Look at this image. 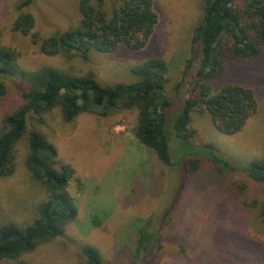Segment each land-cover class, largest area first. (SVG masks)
Masks as SVG:
<instances>
[{
    "label": "rangeland",
    "instance_id": "obj_1",
    "mask_svg": "<svg viewBox=\"0 0 264 264\" xmlns=\"http://www.w3.org/2000/svg\"><path fill=\"white\" fill-rule=\"evenodd\" d=\"M19 1L0 0V44L20 53L22 69L52 66L75 76L93 73L102 85L112 86L136 81L132 68L162 59L167 64L166 96L175 107L187 98L198 67L191 37L202 16V0H154L158 23L142 50L92 51L87 60L45 56L29 37L14 32ZM79 1L34 0L28 9L35 21L33 30L46 39L76 25ZM188 61L191 65L183 75ZM229 83L254 93L255 114L238 133L224 135L215 129L206 111L192 113L194 134L188 144L174 137L170 129L174 117L168 116L169 154L176 163L172 168L135 138V110L120 109L107 117L82 114L69 123L63 121L59 109L44 115L42 124L30 118L29 129L42 132L56 147L55 167L68 164L74 169L68 192L75 200L77 216L60 237L39 245L21 260L73 264L79 251L91 246L106 264H212V260L217 264H264V219L259 212L264 187L240 171H219L204 156L200 158L203 172L184 181L178 163L179 156L206 146L233 165L264 159V57L254 63L232 61L223 77L213 83L212 94ZM20 87L17 82L6 84L5 96L0 99V121L4 111L20 103ZM24 155L21 144L14 175L0 181V226L26 225L46 199L43 188L26 171ZM254 203L257 206L250 207ZM145 220L152 222L149 236H156L158 230L160 246L152 263L154 247L137 259L132 256L136 230ZM180 248L188 252L186 256L179 253ZM13 263L0 260V264Z\"/></svg>",
    "mask_w": 264,
    "mask_h": 264
},
{
    "label": "trees",
    "instance_id": "obj_2",
    "mask_svg": "<svg viewBox=\"0 0 264 264\" xmlns=\"http://www.w3.org/2000/svg\"><path fill=\"white\" fill-rule=\"evenodd\" d=\"M33 1H19L12 30L29 37L31 44L39 45V52L48 57L87 60L92 51L114 53L121 48L138 52L147 45L158 23L154 0H80L77 24L41 39L33 30L34 17L28 12ZM201 8L202 16L191 37V46L196 48L198 55V67L189 94L178 107L173 106L165 94L167 64L162 59H151L132 68L134 82L105 86L93 73L75 76L52 66L24 70L19 64L20 53L0 44V99L5 96L8 82L21 85L20 103L4 111L0 121V181L14 175L22 144L24 167L46 194L36 217L26 225L6 223L0 226V260L30 264L21 257L60 237L77 216L75 200L68 192L74 169L68 164L55 167L56 147L45 134L29 129L30 118L42 124L44 115L59 109L63 121L69 123L82 114L107 117L116 110H135V138L163 165L172 168L176 163L169 154L168 116L174 117L170 125L174 137L188 144L194 134L190 128L192 113L206 111L215 129L224 135L238 133L255 114L257 102L250 89L229 83L212 94V85L223 77L232 61L254 63L264 57V0H202ZM190 65L188 61L183 75ZM213 150L206 146L178 157L184 181L197 178L203 172L200 158L204 156L219 171H240L264 187V159L248 165H233ZM182 186L184 188V183ZM256 206L254 203L250 207ZM259 212L264 219V202L259 205ZM144 222L136 230L132 256L137 259V255L144 256L154 247L152 263L160 246L158 230L156 236H149L152 222ZM185 251L179 249L183 256H186ZM77 259L73 264H106L99 251L91 246L83 247ZM212 264L217 263L212 260Z\"/></svg>",
    "mask_w": 264,
    "mask_h": 264
}]
</instances>
